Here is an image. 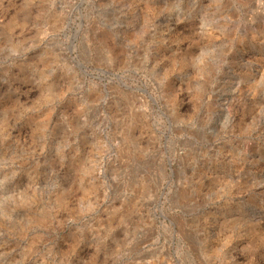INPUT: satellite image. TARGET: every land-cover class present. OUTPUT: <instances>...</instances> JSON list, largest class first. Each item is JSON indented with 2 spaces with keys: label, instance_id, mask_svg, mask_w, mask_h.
I'll return each instance as SVG.
<instances>
[{
  "label": "rangeland",
  "instance_id": "rangeland-1",
  "mask_svg": "<svg viewBox=\"0 0 264 264\" xmlns=\"http://www.w3.org/2000/svg\"><path fill=\"white\" fill-rule=\"evenodd\" d=\"M0 264H264V0H0Z\"/></svg>",
  "mask_w": 264,
  "mask_h": 264
},
{
  "label": "bare ground",
  "instance_id": "bare-ground-1",
  "mask_svg": "<svg viewBox=\"0 0 264 264\" xmlns=\"http://www.w3.org/2000/svg\"><path fill=\"white\" fill-rule=\"evenodd\" d=\"M243 15H244V14H243ZM94 60H95V59H94ZM127 88H128V87H127ZM139 97H141V98L143 99V101L146 102V97H145V96L142 95V96H139ZM109 101H110V100H109ZM115 103H117V102H115ZM129 105H130V104H129ZM133 106H134V105H133ZM142 111H143V110H142ZM136 122H137V121H136Z\"/></svg>",
  "mask_w": 264,
  "mask_h": 264
}]
</instances>
